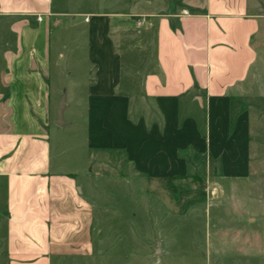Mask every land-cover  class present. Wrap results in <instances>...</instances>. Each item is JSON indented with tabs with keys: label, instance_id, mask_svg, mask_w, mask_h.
Here are the masks:
<instances>
[{
	"label": "rangeland",
	"instance_id": "1",
	"mask_svg": "<svg viewBox=\"0 0 264 264\" xmlns=\"http://www.w3.org/2000/svg\"><path fill=\"white\" fill-rule=\"evenodd\" d=\"M112 1L56 0L64 14L50 15L42 28L40 16L0 18V93L8 90L1 80L6 58L15 56L23 93L37 82L31 73H39L46 87L37 96L19 95L28 106L1 112L3 121L17 115L49 134L55 153L64 152L70 166L82 165L89 174L87 140L93 136V258L72 264H264V19L252 41L256 61L227 102L213 101L199 128L180 121L170 136L145 139L137 127L130 136L120 127L125 112L119 105L92 113L93 87L109 74L120 84L129 75L140 85L131 69L144 74L147 66L138 64L137 45H127L130 36L123 42L128 34L136 39L137 29L157 15L137 9L177 14L199 0H114L108 8ZM261 5L256 1L251 12L264 14ZM112 12H120L113 15L116 23L135 26L127 34L114 32V53L105 42ZM33 42L44 43L41 54ZM64 96L71 123L59 126ZM6 100L0 96V103ZM128 113L135 124L143 115L148 129L159 120L153 111Z\"/></svg>",
	"mask_w": 264,
	"mask_h": 264
},
{
	"label": "crops",
	"instance_id": "2",
	"mask_svg": "<svg viewBox=\"0 0 264 264\" xmlns=\"http://www.w3.org/2000/svg\"><path fill=\"white\" fill-rule=\"evenodd\" d=\"M201 1L202 5H198ZM256 1L259 6L264 3V0H199L194 7L176 10L177 14L137 9L138 14L157 15L137 29L136 39L128 34L123 42L128 43L130 36L129 48L133 43L137 45L138 64L146 65V72L131 69L139 77L138 87L133 85V77L129 75L121 84L120 77L112 78L111 74L109 78H99L97 86L93 87L91 112L100 109L109 112L114 104L119 105L125 112L120 127L130 129L128 136L134 132L131 129L137 127L145 139L147 135L154 139L160 135L170 136L180 129V121L182 126L190 124L199 128V123L204 122L201 117L211 110V103L227 102L247 79L256 61L252 41L264 19V14L251 12ZM113 4L114 0L108 8ZM60 8L56 0H0V18L33 17L37 20L41 16L43 19L36 24L42 28L43 20H48L50 15L64 14ZM185 10L188 13H183ZM114 14L120 12H112L105 21V42L113 53L114 32L122 30L127 34V30L135 28L129 23H116ZM30 47L41 54L44 43L33 42ZM40 60L44 63L47 59ZM17 63L16 56L6 58L9 68L1 80L8 90L0 94L6 95L7 100L5 104L0 103V115L11 110L23 111L28 106L27 101H18L19 95L37 96L46 90L39 73H28L37 82L31 93H23L26 88L19 86L15 77ZM66 101L69 106L67 96ZM136 109L153 111L159 120L148 129L141 115L135 124L128 112ZM2 118L0 264H72L79 259L91 260L93 184L90 177L93 178V172L90 165L93 155L90 146L93 147V136H88L87 140L89 174L82 165L70 166L64 152L55 153L49 134L17 115L4 121ZM70 123L67 121L66 125ZM109 137L107 134L106 142ZM145 139L136 143L139 144L137 151L143 150ZM126 141L132 144L129 139ZM128 147V152H133V146Z\"/></svg>",
	"mask_w": 264,
	"mask_h": 264
},
{
	"label": "water",
	"instance_id": "3",
	"mask_svg": "<svg viewBox=\"0 0 264 264\" xmlns=\"http://www.w3.org/2000/svg\"><path fill=\"white\" fill-rule=\"evenodd\" d=\"M67 106L68 104L66 101V96H64L59 104V109L57 114L56 124L59 126H65L67 124V121L64 119V112Z\"/></svg>",
	"mask_w": 264,
	"mask_h": 264
},
{
	"label": "built area",
	"instance_id": "4",
	"mask_svg": "<svg viewBox=\"0 0 264 264\" xmlns=\"http://www.w3.org/2000/svg\"><path fill=\"white\" fill-rule=\"evenodd\" d=\"M39 19L42 20V17L40 16Z\"/></svg>",
	"mask_w": 264,
	"mask_h": 264
}]
</instances>
